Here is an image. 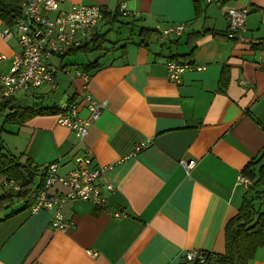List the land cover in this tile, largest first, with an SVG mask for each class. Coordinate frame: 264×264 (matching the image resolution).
Wrapping results in <instances>:
<instances>
[{
    "label": "crops",
    "instance_id": "obj_1",
    "mask_svg": "<svg viewBox=\"0 0 264 264\" xmlns=\"http://www.w3.org/2000/svg\"><path fill=\"white\" fill-rule=\"evenodd\" d=\"M58 1L63 10L76 4L122 9L124 20L134 21L131 31L107 18L98 25L101 33L113 27L122 40L92 72L90 91L105 108L81 141L59 124L58 113L4 122L10 106L51 107L73 94L70 102L86 117L74 93L78 80H69L65 97L51 105L48 85L18 94L0 112L4 151L23 153L40 167L58 162L60 174L88 152L104 169L101 185L113 190L105 189L102 209L88 200L65 204L64 230L52 227L54 209L32 213L15 201L0 212V264H183L189 250L223 252L225 225L247 190L238 176L264 151V50L255 45L264 40V0ZM228 6L248 9L240 39L227 35ZM184 21L189 29L178 38L146 30ZM5 26L0 18V74L19 50L15 35H1ZM169 57L193 64L180 81L169 78ZM142 141L150 145L135 153ZM181 159L195 165L187 171ZM249 264H264V245Z\"/></svg>",
    "mask_w": 264,
    "mask_h": 264
},
{
    "label": "built area",
    "instance_id": "obj_2",
    "mask_svg": "<svg viewBox=\"0 0 264 264\" xmlns=\"http://www.w3.org/2000/svg\"><path fill=\"white\" fill-rule=\"evenodd\" d=\"M208 3H222L224 0H205ZM38 7L39 10L34 12ZM121 12L127 14L125 10ZM114 12V11H113ZM226 14L229 17L230 28L228 36L240 39L241 31L245 26L247 9L227 7ZM106 14L94 4H76L70 10H63L59 7L58 0H25L16 16L14 35L17 38L20 59L23 64H13L8 72L0 74V111L6 97L18 94L34 93L44 85L52 90L56 89L54 75L60 70L59 55L67 51L69 45L81 46L105 19ZM161 34L164 36L179 37L185 31L180 26L161 27ZM3 37H9L2 35ZM58 62H55V59ZM169 78L173 81H180L184 72L193 64H186L184 61L166 64ZM65 71L69 72L67 67ZM74 81H79L77 86L80 103H83L87 110V117L79 114V105L66 100L58 104V122L74 130L80 139H84L89 132V125L99 118L104 103L93 98L90 93V79L92 73L88 70L76 69ZM73 81V82H74ZM18 93V94H17ZM150 145L149 141L137 143L134 152L144 150ZM180 163L187 171L195 165V160L181 159ZM58 164L49 165L46 173L44 186L34 189L29 196V204L32 213L42 209H54L52 227L54 230H64L69 227L65 220L62 207L78 200H88L94 205L104 206L106 201V190L112 191L110 185H101L100 177L104 169L95 164L89 153L75 156L74 168L64 174L57 172ZM241 184L248 186L251 180L238 176ZM0 182L7 187L19 189L13 180H7L0 174ZM58 185L61 189L53 191L52 188ZM106 189V190H105ZM188 260L199 259L204 261L202 252L189 251L186 253Z\"/></svg>",
    "mask_w": 264,
    "mask_h": 264
},
{
    "label": "trees",
    "instance_id": "obj_3",
    "mask_svg": "<svg viewBox=\"0 0 264 264\" xmlns=\"http://www.w3.org/2000/svg\"><path fill=\"white\" fill-rule=\"evenodd\" d=\"M23 1L24 0H0V18L5 22V24H13L16 16L20 12ZM102 10L106 14L105 18H107L109 22L112 21L111 24L120 23L118 26L119 31L122 27L130 29V31L132 30L129 25L134 23L133 19L131 21L124 20V18L128 16L127 14L119 10H115L113 12L104 7H102ZM147 31L153 32L155 30L147 29ZM95 32L96 31H94L74 53L79 51L86 53L91 50H98V56L94 60H89L84 64H76L75 66L64 63V58H60V64H58L60 66V70L54 75L55 82L57 81V74L59 72H62L64 75L69 77L70 84L74 81L73 72L76 69L88 70L92 73L94 70L99 68L101 64L99 60L101 57L113 51L116 43L110 41L107 38L106 33ZM157 36L161 37L162 35L158 32ZM172 38L178 37L170 36V39ZM143 42L142 38L138 41V44L140 45ZM255 45L259 47V49L264 50V40L256 43ZM169 60L180 62L185 59H173L172 57H169ZM67 67L70 68L69 72L65 71ZM71 73L72 75L70 76ZM74 96L75 94L71 96V99ZM71 99L69 98L68 101H71ZM6 106L7 105H4L1 111H3ZM9 111L10 112H6L7 114L4 122L20 124L35 114L44 112L56 114L59 113L60 109L55 104L51 107L40 108H36L35 106L16 107L13 105L10 106ZM2 130L3 128L0 124V174L13 179L16 184L19 185L20 189L18 191L8 190L0 195V212L8 210L17 200L20 202L23 201L27 204L28 197L34 188L37 175H39V179L41 178V181H43L46 173V167L38 166L31 158L25 157L23 153L14 155L12 153L5 152ZM38 171L40 174H38ZM243 174L251 178L252 185L245 191L243 202L237 213L231 217L225 225L224 251L221 253H209L206 262L203 264H249V262L254 258L257 249L264 245V151L247 164V166L243 169ZM37 188H40V185ZM106 205L107 204L104 206L95 205V207L97 209H102L106 207ZM1 219H3V217L0 216V220ZM183 264L199 263L184 262Z\"/></svg>",
    "mask_w": 264,
    "mask_h": 264
},
{
    "label": "bare ground",
    "instance_id": "obj_4",
    "mask_svg": "<svg viewBox=\"0 0 264 264\" xmlns=\"http://www.w3.org/2000/svg\"><path fill=\"white\" fill-rule=\"evenodd\" d=\"M25 1V0H24ZM23 1V2H24ZM22 2V3H23ZM208 3V2H207ZM209 4V3H208ZM22 5V4H21ZM95 6H97V7H99L100 9L103 7V6H100V5H98V4H94ZM228 7H234V6H228ZM235 8H237V7H235ZM239 9H247V8H239ZM39 10V8L38 7H36L35 9H34V12H36V11H38ZM247 14H248V9H247ZM247 14H246V17H247ZM227 15V14H226ZM227 17H228V15H227ZM228 19H229V17H228ZM230 22V21H229ZM245 24H246V19H245ZM15 25H16V19L14 20V22H13V24L12 25H7L6 24V26L4 27V29L2 30V32H1V35H5V36H13L14 35V33H15ZM171 27H175V26H180L181 28H182V31H185V32H187V30L189 29V23L188 22H172V23H170L169 24ZM169 25H167V26H169ZM167 26H162V24L161 23H158L157 24V28L156 29H153V30H155V31H153L152 33H156V34H158V32L159 33H161L160 32V30H161V27H167ZM95 30L94 31H96V32H99V33H101V29H102V27H100V26H98V27H95L94 28ZM147 29H152V28H146V30ZM244 29H245V26H244ZM244 29L242 30V31H244ZM114 31V28L113 27H109V29H107L105 32H103V33H106L107 34V37L109 36V34L111 33V32H113ZM242 31H241V33H242ZM95 32V33H96ZM229 32V31H228ZM162 35V34H161ZM228 35V34H227ZM163 37H170V36H164V35H162ZM181 36V35H180ZM179 36V37H180ZM110 41H112V42H115L116 44L115 45H117L118 43H121L122 42V40L121 39H119V38H117V39H115V40H111V39H109ZM79 48V46L78 45H75V44H73V45H69L68 47H67V51L65 52V53H63V54H60L59 55V58H65L66 56H67V54H72V53H74L77 49ZM20 55H21V53H20V51L19 50H17V51H15V53H14V56H13V59H14V63L13 64H23L24 62H23V60L22 59H20L19 57H20ZM57 58V57H56ZM56 58H52L53 60L54 59H56ZM12 62H13V60H12ZM173 62H175V61H173V60H167L166 62H165V64H171V63H173ZM184 63H186V64H192L191 63V61H189L188 59H185L184 60ZM57 87V86H56ZM56 89H54V90H52L51 88H49L48 89V91H55ZM89 90H90V87H89ZM36 91V90H35ZM34 91V92H35ZM76 93H77V91H76ZM90 93H91V91H90ZM18 94V93H17ZM33 94V93H32ZM32 94H28V92H26V95H32ZM77 95H78V93H77ZM91 95H92V93H91ZM17 96V95H16ZM93 96V95H92ZM94 98V97H93ZM95 99V98H94ZM13 100V97L12 96H8V97H6V99H5V101H4V103L3 104H5V103H10L11 101ZM96 100V99H95ZM98 101V100H97ZM81 102V101H80ZM99 102H102V103H104V108H105V102L104 101H99ZM84 105V104H83ZM84 107L86 108V106L84 105ZM103 108V109H104ZM87 109V108H86ZM103 109H102V111H103ZM102 111H101V113H102ZM101 115V114H100ZM87 117V116H86ZM100 117V116H99ZM58 120V119H57ZM96 120H98V119H96ZM95 120V121H96ZM94 121V122H95ZM93 123V122H92ZM91 123V124H92ZM59 124H61V123H59ZM90 124V125H91ZM62 125V124H61ZM90 125H89V130H90ZM64 126V125H63ZM67 127V126H66ZM69 128V127H68ZM72 130V129H71ZM74 131V130H73ZM75 132V131H74ZM76 133V132H75ZM89 133V132H88ZM77 135V134H76ZM88 135V134H87ZM78 137V136H77ZM87 137V136H86ZM86 137L84 138V139H80L79 137V139L81 140V141H83V140H85L86 139ZM88 153V152H87ZM78 155H80V154H78ZM75 156H77V155H75ZM75 156H74V158H75ZM73 158V159H74ZM94 159V158H93ZM74 162V161H73ZM52 163H57L58 164V168H59V163L58 162H52ZM52 163H50V164H52ZM50 164H48V165H46V166H41V167H46V170H45V172L47 173V169H48V167H49V165ZM95 164H96V162H95ZM97 165V164H96ZM57 172H58V169H57ZM46 173H45V176H44V180L43 181H41V178L39 179V175H37V177H36V180H35V185H34V188H33V190L34 189H38L37 187L40 185V188L41 187H43L44 186V183H45V179H46ZM38 174H40V172L38 171ZM60 174V173H59ZM64 174V173H63ZM1 175H3V174H1ZM245 174H243V172H241L240 173V177H243ZM7 180H13V179H10V178H8L7 176H5V175H3ZM246 176V175H245ZM246 177H248V176H246ZM249 178V177H248ZM250 180H251V178H249ZM14 181V180H13ZM238 182H239V180H238ZM14 183H15V185H17V186H19L18 184H16V182L14 181ZM240 183V182H239ZM241 184V183H240ZM0 185L6 190V191H8V190H12V191H18L19 189H20V187H19V189H14L13 187H7V186H5L3 183H1L0 182ZM243 185V184H242ZM252 185V180H251V184L250 185H248V186H245V188H248V187H250ZM57 189H60V187L58 186V185H55L53 188H52V190L53 191H56ZM32 190V191H33ZM29 198V197H28ZM18 201V200H17ZM16 201V202H17ZM21 202H23V201H21ZM23 204H25L24 202H23ZM107 204V203H106ZM26 205V207L27 208H29L30 209V204H29V199H28V202H27V204H25ZM43 210V209H42ZM48 210H52V209H48ZM30 211H31V209H30ZM54 215V214H53ZM53 220V219H52ZM189 251H198V252H202V254L204 255V261L203 262H200V260L199 259H196V260H188L187 259V257H186V253L187 252H189ZM189 251H187V252H185V254H184V259H185V262H187V263H193V262H197V263H199V264H203V263H205L206 262V259H207V257H208V255H209V252H205V251H201V250H189ZM90 253H95V252H92V251H89Z\"/></svg>",
    "mask_w": 264,
    "mask_h": 264
},
{
    "label": "rangeland",
    "instance_id": "obj_5",
    "mask_svg": "<svg viewBox=\"0 0 264 264\" xmlns=\"http://www.w3.org/2000/svg\"><path fill=\"white\" fill-rule=\"evenodd\" d=\"M119 36V33L117 31L111 32L109 34V38L111 40H115L117 39ZM98 50H91L88 52H83V51H79L77 53H72V54H68L63 62L69 65H73L75 66L76 64H84L87 63L89 60H94L97 56H98ZM55 62H58V59H55ZM72 75V73L70 74V76ZM69 77L62 75V74H58V89L56 91H49L46 94V105H51L55 102H57L58 99H61L65 97V95L67 94L65 92L66 86L69 83ZM42 88V87H41ZM41 92H44L43 90H40ZM22 95V94H21ZM59 101V100H58ZM64 101V100H62ZM3 119V118H1ZM18 203H20L21 205L23 204V202L17 201Z\"/></svg>",
    "mask_w": 264,
    "mask_h": 264
}]
</instances>
